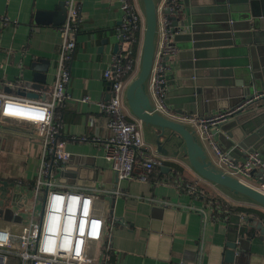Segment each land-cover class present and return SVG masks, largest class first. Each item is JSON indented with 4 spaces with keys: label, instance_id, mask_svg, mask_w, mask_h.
Masks as SVG:
<instances>
[{
    "label": "crops",
    "instance_id": "1",
    "mask_svg": "<svg viewBox=\"0 0 264 264\" xmlns=\"http://www.w3.org/2000/svg\"><path fill=\"white\" fill-rule=\"evenodd\" d=\"M67 1L0 0V86L13 83L21 90L25 86L53 88ZM79 4L83 21L69 64L72 98L57 110L60 138L71 158L63 164L65 174L58 181L102 200L107 232L100 246L104 252L100 263L229 264L223 258L230 215L259 218L254 212L264 213V208L203 179L185 159L176 156L163 158V165L170 168L156 166L147 181L140 180L138 173L131 179L118 177L105 158L108 116L100 102L111 97L105 70L114 55L126 56L132 45L122 40L117 30L124 14L119 0H79ZM248 9L237 0L224 20L220 17L223 4L215 0L188 2L186 11L199 40L194 47L185 37L190 34L174 36L180 50L169 64L168 102L174 113L211 116L236 109L245 90L255 91V74L264 82V22L260 30L250 29ZM143 37L141 31L129 83L140 69ZM221 125L212 129L219 144L224 138ZM230 131L238 133L239 128L231 125ZM152 133L149 129L145 138L156 148L150 140ZM42 147L40 141L22 135L2 136L0 156L6 171H0L1 179L33 187ZM225 152L239 163L245 161L241 151ZM186 179L196 180L206 190L196 193L192 186H185ZM246 247L240 264H264L261 240L246 242Z\"/></svg>",
    "mask_w": 264,
    "mask_h": 264
},
{
    "label": "built area",
    "instance_id": "2",
    "mask_svg": "<svg viewBox=\"0 0 264 264\" xmlns=\"http://www.w3.org/2000/svg\"><path fill=\"white\" fill-rule=\"evenodd\" d=\"M119 1L124 14L117 30L131 46L137 42L136 33L144 32L145 16L139 0ZM179 1L157 2L158 41L149 78V92L156 110L176 121L192 124L221 169L264 192L262 177L249 172V169L264 166L260 152L252 153L239 163L222 149L212 130L217 124L229 120L243 104L211 116L178 115L172 111L168 102L169 64L170 59L178 57L180 50L174 43V36L179 31H173V21L167 10L173 15L180 6ZM67 7V19L60 28L62 43L53 88L45 90L25 86L26 89L21 90L19 84L13 83L0 86V138L10 134L22 135L43 145L35 185L28 187L21 181L8 182L0 189V264H10V255L15 260L12 264H101L99 259L104 256L100 246L106 237L107 212L101 207L102 200L94 193L58 181L55 176L57 168H63L71 158L60 138L57 110L72 98L68 90L71 80L69 64L83 21L79 0H68ZM131 50L130 47L128 53ZM136 63L135 57L129 54L113 56L104 73L110 81L111 97L100 102V106L108 116L105 158L111 168L120 179H131L138 173L140 180L147 181L165 157L159 155L145 139L142 123L131 117L125 101L129 76ZM262 96L264 91L256 95L257 98ZM41 192H44V200L39 210ZM8 207L20 216V221L5 218L4 210ZM204 244L203 235L200 256Z\"/></svg>",
    "mask_w": 264,
    "mask_h": 264
},
{
    "label": "water",
    "instance_id": "3",
    "mask_svg": "<svg viewBox=\"0 0 264 264\" xmlns=\"http://www.w3.org/2000/svg\"><path fill=\"white\" fill-rule=\"evenodd\" d=\"M140 1L145 16L141 63L137 75L127 86L125 101L132 115L142 123L144 136L145 134L148 135L149 129L153 130L150 140L155 144L159 155L162 157L176 156L180 159H185L190 167L203 179L229 191L235 196L247 198L264 208V192L221 169L208 153L192 124L176 121L156 110L155 103L149 92V78L158 41V0ZM189 1L180 0V6H177L174 14H170V10H167V13L173 21V31H179L178 35L180 33L181 35L190 34L185 37H189L188 39L193 41V46L195 47L199 38L195 34L191 15L186 11ZM215 1L223 4V10L220 12L222 16L220 17L227 20L231 6L237 0ZM239 1L249 8L246 10V15L250 29L260 30L261 23L264 22V0ZM257 5L259 6L257 7ZM229 29L226 28L225 31H229ZM226 36L227 34L223 35V37ZM120 38L124 40V36H120ZM115 47L117 49V45ZM193 77L196 78L195 75ZM254 85L256 87L255 91L252 88L245 90L241 95V100L238 101L239 104L237 103V107L242 104L244 106L239 108L229 120L222 123L220 134L223 133L224 138L220 145L225 151H241V157L245 160L252 153L260 152L264 162V96L256 97L257 93L264 90V82L257 74L254 77ZM231 125H233V128H239V132L232 133L230 131ZM217 132L218 130L216 129ZM145 139L147 140V138ZM161 167L170 168L165 165ZM65 168V166L57 168L55 176L60 178L64 175ZM253 169H257L254 175L257 177L261 176L260 181L264 182V166ZM72 183L74 182L72 181ZM8 184V181L0 179V189ZM14 213L15 211L10 207L4 210L6 219L20 221V216ZM255 238L264 243V222L259 221L258 218L244 216L239 213L231 214L228 221V238L224 246V262L240 264L247 249V247L245 248V243L252 242Z\"/></svg>",
    "mask_w": 264,
    "mask_h": 264
},
{
    "label": "trees",
    "instance_id": "4",
    "mask_svg": "<svg viewBox=\"0 0 264 264\" xmlns=\"http://www.w3.org/2000/svg\"><path fill=\"white\" fill-rule=\"evenodd\" d=\"M139 33H140V32H137V33H136L137 41H138V39H139ZM136 46H137V42L134 43V44H132V46H131V49H132V50H131L130 53H128L129 55H131V56H134V55H135ZM162 165H163V163H162ZM185 186H186L187 188H188L189 186H192V187L194 188V190H195L196 193L201 192L202 189H203V191L206 190L205 187L202 186V185H200V184H198V183L196 182V180H191V179H186ZM226 209H227V207H226ZM254 214H255L256 216H258L261 220H264V213H262L261 211H255ZM259 218H258V219H259ZM263 222H264V221H263Z\"/></svg>",
    "mask_w": 264,
    "mask_h": 264
},
{
    "label": "rangeland",
    "instance_id": "5",
    "mask_svg": "<svg viewBox=\"0 0 264 264\" xmlns=\"http://www.w3.org/2000/svg\"><path fill=\"white\" fill-rule=\"evenodd\" d=\"M9 90H10V88H9ZM206 144L208 145V142H206ZM209 150H210V152H211V153L213 154V156H214V153L211 151L210 147H209ZM1 153H2V151L0 150V154H1ZM4 170H5V166H4V164L2 163V161H1V156H0V171H4ZM256 170H257V169H249V172H250V174H254V173L256 172ZM5 171H6V170H5ZM243 177H245V176H243ZM245 178H246L247 180H249L248 177H245ZM251 181L253 182V180H251ZM43 200H44V192H41L40 195H39V203H40V205H39V210L42 209L41 204H42ZM9 259H10V264H12V263L15 262L14 257H13L12 255L9 256Z\"/></svg>",
    "mask_w": 264,
    "mask_h": 264
}]
</instances>
